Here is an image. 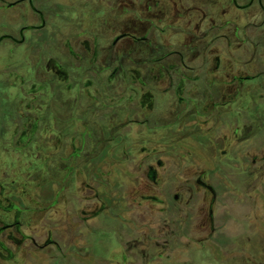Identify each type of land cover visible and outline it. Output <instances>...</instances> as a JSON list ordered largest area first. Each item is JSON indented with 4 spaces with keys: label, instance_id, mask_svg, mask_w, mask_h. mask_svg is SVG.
Here are the masks:
<instances>
[{
    "label": "flooded vegetation",
    "instance_id": "1",
    "mask_svg": "<svg viewBox=\"0 0 264 264\" xmlns=\"http://www.w3.org/2000/svg\"><path fill=\"white\" fill-rule=\"evenodd\" d=\"M253 193L264 0H0V264H158Z\"/></svg>",
    "mask_w": 264,
    "mask_h": 264
},
{
    "label": "rangeland",
    "instance_id": "2",
    "mask_svg": "<svg viewBox=\"0 0 264 264\" xmlns=\"http://www.w3.org/2000/svg\"><path fill=\"white\" fill-rule=\"evenodd\" d=\"M251 195L253 199L244 194H238L236 204L235 201L232 202L233 199L227 200L229 208L236 207V211L233 212L235 220L229 216L220 223H224L223 231H227L228 234L233 233L232 237L235 235V240H229L230 237H228V241L225 239L217 242L210 241L204 244L205 247H201L196 242H190L189 252L186 251L184 242L151 241L149 248L157 256L158 264H164L167 256L172 264H264V218L263 221L254 219V214L248 210V203L253 200L260 202L258 195L255 193ZM64 228L67 229L68 226L65 225ZM69 245L68 241L61 242L66 257L59 259L60 264H84L85 258L73 259L70 256L67 250ZM51 260L49 255H44L41 258H30L29 262L30 264H50ZM107 263L114 264L106 261L105 264Z\"/></svg>",
    "mask_w": 264,
    "mask_h": 264
}]
</instances>
